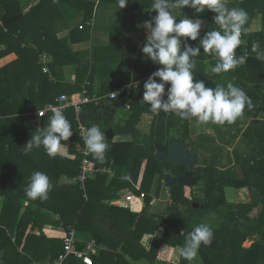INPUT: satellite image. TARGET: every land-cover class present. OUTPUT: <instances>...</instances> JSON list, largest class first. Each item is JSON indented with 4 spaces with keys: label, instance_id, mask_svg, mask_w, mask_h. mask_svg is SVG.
<instances>
[{
    "label": "trees",
    "instance_id": "trees-1",
    "mask_svg": "<svg viewBox=\"0 0 264 264\" xmlns=\"http://www.w3.org/2000/svg\"><path fill=\"white\" fill-rule=\"evenodd\" d=\"M107 1L0 0V61L9 60L8 64L0 66V197L3 198L0 206V264H44L57 258L64 251L65 234L57 230H49L45 226L48 221L62 223L65 228L75 226L77 236L81 237L78 243L79 248L83 249L86 241L95 239L99 246L98 252L93 255L95 264H139V261L144 258L151 264H175L168 262L169 251L173 247L182 246L184 236L198 225L193 224L195 215L189 209L192 202L197 199H194L191 190L187 194L186 186L178 184H175L172 189L173 207L176 210L168 217L151 214L146 210L152 200V196L148 195L150 188H146L149 184L142 183L140 188L133 187L129 181H122L119 184L117 179L110 180L109 174H97L87 181V197L78 182L60 186L62 189L59 191L57 188L50 189L46 200L39 198L32 200L25 195L24 190L31 174L27 175L25 171L24 159L27 155L21 162L17 160V157L24 152L23 146L31 139V136L47 127L52 112L45 116H38L37 112L47 103L54 101L57 96L65 93L63 90L58 91L60 84L51 80L52 74H55L56 67L72 63V57L75 55L67 43L68 39L66 37L60 39L58 36L59 29L63 26L68 27L69 36H73L77 31L81 33L89 31L91 27L87 25L96 20L98 5L100 2ZM152 3L153 0H135L134 10L135 12L139 9L150 10ZM235 3L239 4L238 8H243L248 13V21L245 25L248 31L242 32L241 35V38L243 36L242 39L247 41L246 48L252 52L249 46H252L254 41H259L261 48L264 49V0H238L233 3L227 2V5L231 8V5ZM176 11L180 12L178 9ZM182 11L181 18H184L185 15L192 16L195 10L185 7ZM152 13L156 14L154 11ZM204 13L210 16L208 30L217 29L218 26L212 22L214 13L208 10ZM150 19L151 17L147 20ZM256 20L263 25L260 31L252 29ZM82 36V39L85 38ZM237 50H240V47ZM46 51L54 57L50 64L51 69L54 70L52 73L51 70L49 73L44 72L39 62L40 53ZM133 57L132 54L128 66L125 67L128 74L126 79L131 74ZM144 58L135 66L136 77H149L160 67L155 61L144 60ZM260 65L262 70L257 72L254 63L248 59L245 65L237 68L240 80L248 83L245 92L250 98L253 97L251 99L253 107L248 109L246 106L243 111L245 118H251V120L250 124L244 128L238 117L230 124L233 126L227 131L218 130L221 137L220 142L218 141L219 146H216V139L203 138L192 141L193 143L189 141V120L177 118L175 124L169 122L170 126H173H169L171 129L177 127L172 130L173 132L170 131L171 133H176L178 128L182 129V134L172 135L174 138L179 136L188 140V144L196 145L192 151H195L199 144L206 145V149L209 148L210 141L211 151L214 153L208 165L199 167L193 172L197 184L204 183L205 194L202 200L204 203L209 202L206 208L217 203L221 207L219 209L223 217L219 226L211 227L213 230L211 243L200 246L198 253L204 264L264 263V133L261 138L263 148L260 153H263L262 155H254L252 151L242 152V148L248 144L247 137L256 139L258 137L256 134L264 130V124L261 125L264 120H257V115L264 112V102L259 103L260 95L250 91L264 83V61ZM221 76H217L216 79L219 80ZM55 90L57 92L54 94ZM262 97L264 98V93ZM162 100L167 101V98L162 97ZM63 114L71 124L73 135L68 141H61V143L70 142L71 146H74L79 142L76 112L74 108H69ZM159 115L158 118L164 121L166 113L162 111ZM216 127H218L217 124ZM242 130L244 131L243 141L236 142ZM223 144L235 146V164L232 167L224 163L222 157L220 158L223 156ZM37 149L43 153L41 160L49 157L43 146ZM147 151H149L151 166L159 163L154 155V146L151 145ZM91 158L93 160L94 157L91 156ZM143 161L141 160L142 164ZM168 162H160L159 165H165V169L172 171L171 173L176 176L188 171L185 167ZM72 163L71 174L76 176L80 172V156L77 155ZM142 164H137L136 169H133L131 173V177L136 182L139 179ZM44 166L48 167L46 164ZM43 169L41 167V170ZM239 169L242 170L243 176ZM148 170L151 172L145 174V177L149 175L153 178L155 172ZM158 171L163 178L164 169L159 167ZM51 174L53 175V172ZM27 177L28 180H26ZM124 186L127 188L126 194L145 193L148 204L142 212H135L130 208L107 206L109 207H106L107 214L97 211H92L91 214L90 210L97 198H116L117 193ZM190 187L193 188V186ZM226 187L249 188L253 192L254 200L250 204H238L237 210H232V205L226 204L228 203L224 193ZM184 195L191 196L188 207H184L186 210L189 209L188 216H182L179 212L180 205L177 203ZM26 200L30 201L28 205L24 204ZM46 206L59 214L61 220L52 221L45 216L42 209ZM24 209L25 213L21 215ZM161 225L164 231L155 235ZM145 232L155 235L149 249H145L140 243ZM124 233L127 236L123 238ZM255 234H258V237H254ZM251 238L253 240L251 244L244 246V243ZM187 261L182 258L180 264H189ZM66 264L82 263L75 256H71Z\"/></svg>",
    "mask_w": 264,
    "mask_h": 264
},
{
    "label": "crops",
    "instance_id": "crops-1",
    "mask_svg": "<svg viewBox=\"0 0 264 264\" xmlns=\"http://www.w3.org/2000/svg\"><path fill=\"white\" fill-rule=\"evenodd\" d=\"M233 1H238V0H233ZM134 5H135V0H128L127 5L123 9H118V0H108L107 2H100L97 8V12L99 10V7H101L102 14L99 17L98 16L96 17L97 20L87 25L91 27L89 31H85L82 33L77 31L74 33L73 36L72 35L69 36L70 30L68 29V27L63 26L59 29L58 36L60 37V39L66 37L68 39L67 43L71 47L72 51L75 53V55L72 57V63H69L68 65H64V66H58L60 67L58 71H57V67L55 68V72L50 67L51 73L52 71L55 73L52 74L53 77L51 76L52 77L51 80H53L54 82L56 81V83L58 84L61 83L62 90L65 92V94L70 95L76 100H79L80 96L85 91H88L89 93L106 95L113 91H116L117 89L121 88L122 86L128 83L137 80H143L146 77H148V76L141 78L136 77L135 66L138 65V63L141 61V59H143V57H145L144 60L150 59L146 54L142 52V47L147 42L146 38L147 35L149 34L148 30L142 26L143 25L142 22L146 21L155 14H153L152 11L149 9H139L135 12ZM179 11L180 12L174 10V14H178L180 17H182L181 13L183 11L182 10ZM107 12H109L110 14H107ZM196 15H199L203 21V26L201 29V37H202L208 30V22L210 20V16L206 13L196 14L195 11H193L192 16L190 17H194ZM180 17H178L177 19L179 20ZM139 26L141 27L139 28ZM262 26H263L262 23L260 24L259 20H256L252 25V29L256 31H260L262 30ZM81 36L85 38L82 39ZM242 38H240L241 39V44L239 46L240 50L236 51L239 55H241L245 49L248 50V48H246L245 45L246 40L245 39L243 40ZM181 42H182V48L185 44H188L193 47L198 46V40L191 41L188 40L187 38L181 37ZM249 47L251 50L252 46ZM134 50H136L135 53ZM46 52L51 54L48 51ZM248 52L249 55L245 57L246 60L244 63L236 66L235 68L229 70L228 72H222L220 74H216L211 71V68L214 66L216 62L215 58L204 53L203 50L201 49L200 55L194 58L196 60V67L193 69L194 79L202 80L205 83V86L208 88H215L216 84H222L226 86L227 82H232L234 85L238 87H241L242 84H245L244 90L246 91V89L248 88L247 85L248 83L242 82V80H240L238 76L239 71L237 72V68L241 67L242 65H245L247 63V60L250 59L254 63L255 65L254 68L257 72L262 70L260 68L261 66L260 63H262V61L256 59V54L252 53L249 50ZM132 54L134 55V57L132 58L133 60L132 70L128 79H126V76L128 74L126 71L127 68L125 67L128 66ZM126 60H128L127 63ZM151 75L152 74H150V76ZM219 75L222 76L218 80L216 79V77ZM156 81L161 82L160 78L158 77L156 78ZM169 87H170V83H165V92L162 95L163 98H167V91ZM256 87L254 89H250V91L255 92V94L258 93L260 95L259 100H261L259 103L261 102L263 103L264 98L262 97V94L264 93V83ZM62 90H60V86H59L58 91H62ZM144 91L145 89L143 91L138 92L137 94H130L128 97H126L128 99L127 103L121 106H117V103L121 102L125 98H119L114 101L104 99L100 101L98 104L92 103V104L84 105L82 114L85 123L88 126H90L91 123H95L96 125H98L101 131L105 132V142L109 146L108 149L106 150L105 160L103 163L98 161L93 154H91V156L94 157L93 162L95 165L112 167L113 174H109L110 180L117 179L119 180L118 182L119 184L122 181H129V183H131L133 187H138V188L142 186V183H145V185L149 184L146 185V188H150V189L152 188V190L157 191V193L156 192L155 193L161 195V197L162 196L165 197L166 195V199L168 200V202L172 203L173 205L174 201L172 197V189L173 186L178 183H174L171 186H168L167 183L165 182V176L163 178L161 177V173L158 172L159 163L165 161H169V162L171 161L168 159L158 160L157 154H158L159 145L160 146L161 144L167 145L170 142V140L174 139V136H172L173 134L174 135H180V133L182 134L181 128L180 130L178 128L176 133L175 132L171 133L170 131H172L174 128L177 129V127L171 129L170 127L173 126H170L169 124L170 119L168 121V118L172 117L173 119H177L179 117L176 116L175 113L169 112L166 113V118L164 119V121H162L160 118H158L160 115L153 113L151 111L150 105L142 101V96ZM56 92L57 90H55L54 94ZM251 99H253L252 96ZM88 105H93L94 107L90 108ZM122 107H124L126 110L125 114L119 113L121 111L120 108ZM85 116L88 117L87 120ZM153 116L155 120H153ZM250 120L251 118L246 119L244 114L239 116V122L245 123L246 121L245 127H247L250 124ZM257 120L258 121L264 120V112L257 115ZM189 124H190V136L188 140L191 142L192 141L195 142L196 140H194L192 136L193 129L195 128L196 125L195 120L193 119L189 120ZM263 124L264 122H262L261 125ZM171 125L174 124L171 123ZM209 125L211 128L209 130L210 132H205L204 135L203 134L199 135L197 139L210 138L212 140L213 139L219 140L220 142L221 137L219 136L220 132L218 130L222 129V131L223 130L227 131L229 127L233 126L228 124L227 122L223 125L217 124L218 127H216V124H213L211 122H209ZM110 130H112V132ZM243 133L244 131L242 130L236 142L243 139ZM263 133L264 130L261 133H257L256 135L258 137H256V139H253L252 137L249 138L248 136L246 139L248 141V144H246L243 147L244 149L242 148V152L249 153V151H252L254 152V155L255 154H258V156L262 155L263 153L260 152L262 151L263 148V142L261 141ZM175 138L184 139V138H180L179 136H175ZM184 140L188 144V140L186 139ZM76 144L74 146H71L70 142H64L62 143L60 154H57L55 157L49 156L48 158H43V160H41V157H43V153L41 152V150L37 148L34 150L33 148V150L28 154L22 152L20 156L17 157V160L21 162L24 159V157L27 155V158L25 159H27L28 162L24 159V165L26 166L25 171L27 172V175L32 174V172L34 171H41L43 173H46L52 185L51 189L57 188V191H59L62 189L61 187L65 186L66 184L77 182L75 180L77 175L72 176L71 174L72 166H73L72 161L77 156ZM151 145L154 146L155 148L154 155L159 162V163L156 162L157 164H153L152 166H151V160H149V156H148L149 151H147ZM188 145L190 151H192L193 146L190 144ZM234 148H235L234 145L225 144L223 147V156H220V158L222 157L221 159H223L224 163H227L229 167L235 164ZM211 149L212 148L210 147V145L209 148L206 149V145L202 146L199 144L197 145V148H195V151H192L198 155V161L196 167L203 168L206 165H208L210 156L214 157L213 156L214 153L211 151ZM59 157L60 159H58ZM141 160H144L143 164L141 163ZM44 164L48 165V167L44 166ZM137 164H142V167H141V173L139 179L136 182L131 177V173L133 169H136L135 166ZM173 164L176 165L175 163ZM176 166L185 167L188 170V168L185 165H176ZM41 167L44 168L45 170L44 169L41 170ZM148 169H151L153 172L158 174V176L154 175V177L151 178L148 175V177H145V174L151 172ZM50 170L51 172H53V175L51 174ZM240 171L242 174L243 173L242 170ZM162 172H165V175L167 173L172 174L171 173L172 171L166 169H164V171ZM100 174H108V173H100ZM124 176H127L129 178L123 179L122 177ZM26 180H28V177L26 178ZM26 180L25 182H28ZM180 186H186L185 191L188 194L190 193L189 190L191 188L190 186H193L192 189H195L198 186V184L196 180L195 184L193 185L190 186L180 185ZM126 190L127 188L124 186L117 193L118 197L116 198H112V199L97 198V201H95L92 209L90 210L91 214L92 211L94 212L97 211L105 215L108 213L106 211L107 206L130 208L132 211L142 212L144 208L147 207L148 204L145 199L146 196L142 197V193L140 197H137L136 194L135 195L126 194L127 193ZM148 195L152 196V200L149 206L146 208V210L149 211V208L154 206L155 204H158L160 200L155 198L151 194ZM197 197L200 198V195H197ZM252 200H254L253 196L243 200L242 204H250ZM2 201L3 198L0 197V206L2 204ZM29 203L30 201L28 200L24 201L25 205H28ZM42 212L52 221L61 220V216L55 213L54 211H52L51 209H48L47 206L42 209ZM68 212L71 213L70 211ZM24 213H25V209L22 211L21 215H23ZM166 216L168 217L169 214H167ZM45 226L49 230H57L60 232H63L62 229L64 228V225L62 223L56 224L49 221L45 224ZM254 237H258V234H255ZM151 241H152V237L147 243L146 246L147 249L150 248ZM252 241L253 240H251V242ZM178 248L179 247H173L169 251L167 255L169 263L180 264L181 257L178 253ZM139 264H151V263L146 258H144L141 259V261H139Z\"/></svg>",
    "mask_w": 264,
    "mask_h": 264
},
{
    "label": "clouds",
    "instance_id": "clouds-1",
    "mask_svg": "<svg viewBox=\"0 0 264 264\" xmlns=\"http://www.w3.org/2000/svg\"><path fill=\"white\" fill-rule=\"evenodd\" d=\"M127 3L128 0H118V9H123ZM185 7H191L196 14L211 11L214 13L212 22L218 28L208 30L201 37L203 21L199 15L181 18L174 14V10ZM150 10L156 14L143 22L142 26L149 34L142 52L160 67L144 82L142 101L150 105L153 113L172 112L183 120L195 118L197 123L223 125L235 122L246 106L248 109L253 107L245 90L232 82H227L226 86L216 84L215 88H208L202 80L194 79L193 75L196 67L194 58L200 55L201 49L215 58L211 71L216 74L228 72L244 61L245 57L236 52L241 44L242 32L248 31L245 27L248 13L243 8H229L227 0H153ZM181 37L198 40V46L185 44L182 48ZM251 50L256 53V59L264 61V49L259 41L252 43ZM157 77L161 82L156 81ZM165 83H170L167 101L162 100ZM39 115L42 113L39 112ZM71 128L63 112L59 108L54 109L47 127L38 130L23 146L24 153L28 154L34 147L43 146L48 156L55 157L61 152V141H68L73 135ZM84 144L89 153L101 163L104 162L109 146L105 142V132L95 123L88 126ZM51 187L46 173L34 171L24 191L32 200H46ZM212 238L213 230L209 225L201 223L195 226L184 236V243L178 248L180 257L190 262L195 260L201 244L209 245Z\"/></svg>",
    "mask_w": 264,
    "mask_h": 264
},
{
    "label": "built area",
    "instance_id": "built-area-1",
    "mask_svg": "<svg viewBox=\"0 0 264 264\" xmlns=\"http://www.w3.org/2000/svg\"><path fill=\"white\" fill-rule=\"evenodd\" d=\"M237 55L239 54L237 53ZM241 55L247 57L249 55L248 50L245 49ZM39 62L42 64L43 71L49 73L50 64L53 62V56L47 52H42L39 55ZM148 78L149 77L143 80H137L128 83L117 89L116 91H113L106 95L89 93L88 91H85L80 96L79 100H76L70 95L63 93L57 96L54 101L47 103L44 108L40 109L37 112L38 116H40L39 112L42 113L41 116H45L56 108H59L62 112L66 111L69 108H74L76 112L75 119L79 123V142H77L76 144V154L80 156V172L75 180L79 183L80 188L84 191L85 197H87V181L100 173L113 174V169L111 166L95 165L91 158V153H89L86 149V145L84 144V134L88 128V125L83 119L82 113L84 105L92 103L98 104L104 99L114 101L113 96H115V100H117L119 98H126L130 94H137L138 92L144 90L143 84L148 80ZM142 197H145L144 192L142 193ZM62 231L65 234L64 251L52 262H47L44 264H66L69 257L71 256H75V258L80 260L82 264H95L93 255L98 252L99 247L96 240L91 239L89 241H86V246L82 249L78 247L80 238L77 236V229L75 226H70L69 228L64 227Z\"/></svg>",
    "mask_w": 264,
    "mask_h": 264
},
{
    "label": "rangeland",
    "instance_id": "rangeland-1",
    "mask_svg": "<svg viewBox=\"0 0 264 264\" xmlns=\"http://www.w3.org/2000/svg\"><path fill=\"white\" fill-rule=\"evenodd\" d=\"M233 3V0H227V2H230ZM238 3H235V5H231V8L232 7H236L238 8ZM110 10H111V7H110ZM101 7H99V10L97 12V16L99 17L101 15ZM107 14H110L109 12H107ZM97 20V18H96ZM257 29V28H255ZM256 31V30H255ZM245 42V41H244ZM247 42V41H246ZM9 63V60L7 59H4V60H1L0 61V66H4L6 64ZM60 69V67H57V71ZM62 84L60 83V90H62ZM120 114H125L126 113V110L124 107L120 108ZM171 122H174L175 124V119H173L172 117L171 118H168V121ZM153 120H155L154 116H153ZM193 120H195V118H193ZM195 128L193 129V132H192V136H193V139L194 140H198V136L199 135H204L205 132H210L209 130L211 129L210 128V125H209V122L207 123H197L196 120H195ZM246 123V121H245ZM245 123H241L242 127H245L246 124ZM169 130V129H168ZM173 132V131H171ZM207 139V138H205ZM219 140H217V144L216 146H219V143H218ZM206 143V142H205ZM145 144V143H144ZM209 145H211L209 143ZM196 146V145H195ZM193 145V148L195 147ZM228 149V148H227ZM231 152V150H230ZM233 154V153H232ZM211 158V156H210ZM209 158V159H210ZM211 160H209L208 163H210ZM169 163V162H168ZM165 166V165H164ZM163 165H159L160 169H165L166 166L164 167ZM233 165H231L232 167ZM240 171V169H239ZM159 172V171H158ZM156 176H158V174L155 173ZM155 176V177H156ZM242 176V174H241ZM160 183V182H159ZM203 182L198 184V186L195 188V189H189L191 190V193H192V196L194 197V199H197L196 201L192 202V205L189 206V209L191 210L190 212H192L195 217L193 218V224H201V223H204V224H207L209 225L210 227H216V226H219V224L223 221V217H222V213L220 211L219 208H221L217 203H213L211 207L209 208H201V206L199 208H196L194 206V204L196 203H204L203 202V197H204V190H203ZM196 191V193H195ZM150 194L153 195L155 198L159 199V203L158 204H155L154 206L150 207L149 208V212L151 214H157V215H160V216H166L167 214H171L173 212H175L176 208L173 207L172 203H169L168 200L166 199V195L165 197L161 195H158L156 194L157 191H154V190H151L150 189ZM154 192V193H153ZM156 192V193H155ZM224 193L226 194V199H227V206L228 205H232V210H237V206L238 204H241L243 202V200H245L246 198H250L253 196V192L251 191V189L249 188H245V189H234V188H231V187H226L224 189ZM197 195H200V198L197 197ZM137 197H140V195H136ZM191 196H182L180 197V199L177 201L178 205H180V209L179 212L182 213V216H188V210L189 209H185L184 207H188V200L190 199ZM201 200V201H200ZM183 208V209H182ZM159 218V217H157ZM195 220V221H194ZM163 225V224H162ZM162 225L160 226V230L155 233V235H159V233L163 232L164 231V227H162ZM142 227H140L141 229ZM146 232H149V231H146ZM145 232V233H146ZM155 235H151V233H146L144 234L143 238L141 239L140 243L143 245V247L146 249V246H147V243L149 242V240L152 238H154ZM126 233L122 234V237H126ZM83 237V236H82ZM81 238V237H80ZM251 240H248L244 243V246H249L251 244ZM181 260H182V257H181ZM189 264H204L200 254L198 253V256L195 260L193 261H187ZM264 264V263H263Z\"/></svg>",
    "mask_w": 264,
    "mask_h": 264
},
{
    "label": "water",
    "instance_id": "water-1",
    "mask_svg": "<svg viewBox=\"0 0 264 264\" xmlns=\"http://www.w3.org/2000/svg\"><path fill=\"white\" fill-rule=\"evenodd\" d=\"M246 59L242 63L245 62ZM241 63V64H242ZM241 88H245V84L241 85ZM128 99L125 98L121 102L117 103V106L125 105ZM86 120L88 119L87 116ZM112 132V130H110ZM113 134V133H112ZM158 160H170L171 162L175 163L176 165H185L188 168V172L174 176L170 173L165 175V182L168 186H171L174 183H178L180 185H193L195 184V177L193 176V170L196 168L198 155L195 152L190 151L189 145L184 139H172L167 145H159L158 146ZM196 208L203 207L206 208L209 206V202L200 204H194Z\"/></svg>",
    "mask_w": 264,
    "mask_h": 264
},
{
    "label": "flooded vegetation",
    "instance_id": "flooded-vegetation-1",
    "mask_svg": "<svg viewBox=\"0 0 264 264\" xmlns=\"http://www.w3.org/2000/svg\"><path fill=\"white\" fill-rule=\"evenodd\" d=\"M197 168H198V167H196L195 169H197ZM195 169H194V170H195ZM188 171H189V170H188ZM188 171H187V172H188ZM185 173H186V172H185ZM193 175H194V174H193ZM194 177H195V176H194Z\"/></svg>",
    "mask_w": 264,
    "mask_h": 264
}]
</instances>
